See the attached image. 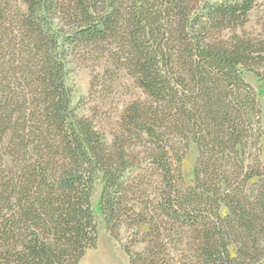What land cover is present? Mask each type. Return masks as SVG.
<instances>
[{
    "label": "trees",
    "instance_id": "1",
    "mask_svg": "<svg viewBox=\"0 0 264 264\" xmlns=\"http://www.w3.org/2000/svg\"><path fill=\"white\" fill-rule=\"evenodd\" d=\"M127 1L0 0V264H78L98 239L97 182L107 230L132 229L129 264H264L261 105L245 79L264 84V49L237 31L255 0ZM78 45H111L144 94L110 142L71 106ZM129 141L149 150L147 188Z\"/></svg>",
    "mask_w": 264,
    "mask_h": 264
},
{
    "label": "rangeland",
    "instance_id": "2",
    "mask_svg": "<svg viewBox=\"0 0 264 264\" xmlns=\"http://www.w3.org/2000/svg\"><path fill=\"white\" fill-rule=\"evenodd\" d=\"M206 1L218 2L221 0ZM199 2H204V0H199ZM237 31L251 38L258 48L264 49V0L254 1L248 12L247 20L237 28ZM110 46L105 45V49L98 52L83 45H78L71 50L68 55L66 79L72 94L71 106L79 116L91 118L95 126L105 134L108 142L120 130V118L125 108L131 102L144 98V94L135 83L134 78L119 63L110 58L107 51V47ZM115 47L113 45L112 48L115 49ZM245 79L257 91L261 105L263 136L260 139V159L264 163V84L259 82L251 72L245 75ZM135 143L138 142L129 141L128 144L130 148L139 151L140 164L138 166L137 163V166L133 168L131 176L143 175L142 180L147 182L144 185L146 187L157 181V173L153 170H142L145 164L151 160L149 150L143 144L135 145ZM196 159L197 149L191 143L185 150L180 163V177L176 174L180 185H190L191 172ZM4 163L9 167L8 158L4 159ZM100 189L101 184L97 182L92 197L98 233L97 243L95 247L85 251L78 264H129L124 246L132 243V229L127 225H122L115 235L107 230L96 208ZM140 203L143 201L139 200L138 204L140 205Z\"/></svg>",
    "mask_w": 264,
    "mask_h": 264
}]
</instances>
